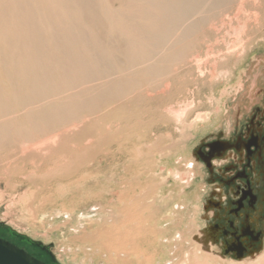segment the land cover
<instances>
[{"label":"bare ground","instance_id":"1","mask_svg":"<svg viewBox=\"0 0 264 264\" xmlns=\"http://www.w3.org/2000/svg\"><path fill=\"white\" fill-rule=\"evenodd\" d=\"M237 1L0 0V150L12 152L0 158V167L10 175L21 172L32 160L21 157V145L55 135L63 163L49 178L59 176L63 187L75 192L97 190L100 177L107 183L87 198L101 207L83 215L75 235L67 232L80 224L73 207L60 211L65 221L50 230L65 232L63 241L79 248L76 255L70 252V261L264 264V245L250 263L221 258L214 238L201 230L200 203L188 200L186 210L173 218L162 216L172 197L155 204L172 172L162 158L188 154L213 126L196 95L208 85V108L218 106L214 93L235 79L240 61L246 63L254 51L250 45L258 32L245 30L255 21L242 22L236 10L232 24L247 34L244 55L203 51L206 59L213 57L203 74L204 31L215 33L214 22L231 15ZM190 89V100L178 99ZM141 105L137 114L129 113ZM37 196L30 198L45 206L47 199Z\"/></svg>","mask_w":264,"mask_h":264},{"label":"rangeland","instance_id":"2","mask_svg":"<svg viewBox=\"0 0 264 264\" xmlns=\"http://www.w3.org/2000/svg\"><path fill=\"white\" fill-rule=\"evenodd\" d=\"M256 1L238 0L236 2L237 4H235L234 10L232 9L231 11H229L232 12V16H227L226 14V16H223V19H221L223 20V22L221 21L222 23L219 21L214 22L215 24L213 28H215L213 30H215V33H211L210 30L209 32L208 29L204 31L205 35L207 36H203L204 38L202 37L201 41L204 42L200 41V43L202 45H206L207 43V45L206 47L203 46L204 48L202 47V51L199 55L201 68L205 70L204 72L203 69L201 71L204 75H206V73L210 71L209 68L210 66H212V63L210 62L213 57L211 58L210 55H208L209 58L207 57L206 59L204 55L205 53H203V51L207 52L208 50H212L213 54H215L214 50L220 48L221 52L219 53V55L222 54L223 56V54H225L224 52L232 53L234 51L238 57L243 56L246 51V32H248L250 29H253L255 33L258 32V34L253 37V40L251 42L252 44L250 45V47L252 48L251 50L254 51L249 53L246 63H244V60L240 61L239 68L237 67L238 69L235 73V79L230 84L227 83L219 91L216 88L217 91L214 93V98L219 101L218 106L208 108V105L210 104V101H207L209 98L208 95L210 94L208 85L207 87L203 88V90H201L198 95H196L197 97L194 96V98L196 97L195 99L198 98L205 103L203 109H208L209 113L212 115L209 116L210 118L208 117V121L211 120V124H213V126H211V128L208 129L209 131H207L202 137H200L193 146H190V149H187V151L189 152L188 154H178L173 158H162L165 160L164 164H166L167 168L172 172L167 179L168 186H164L158 189L160 193V199L158 200V203L155 204L161 205L169 196L172 197V200L168 201V210H166L162 216L167 217L168 215L170 218H173V216H175L176 214H180L186 210L189 202L188 200H192L194 205L200 203L198 219L201 223H204L201 230L203 228L205 229L209 222L208 219H204L203 205L205 204V200L208 197L210 190L205 181V170L199 163V161H197L196 156L194 155L196 149L202 144L207 143L208 141L213 140L218 136H221L223 138L231 137V135H233L237 131L238 125L242 123L243 119H245L247 115H250L254 112L255 107L258 106L264 108V0ZM248 2L250 4H248ZM236 10L239 15L237 17H239L240 20L242 19V22L245 20L250 21L251 23L255 21L253 23V27L246 28L247 30H245V33H243V27V31L241 30V33V28L236 27L237 25L235 24H232L234 22L233 19L236 17ZM247 17H249L248 20ZM258 18L262 20H259ZM230 20L232 22H230ZM258 20L259 22H257ZM222 25H224V28L222 27ZM259 25H261L262 27ZM229 27L231 28V30ZM236 28H238V30ZM233 31H235V33ZM211 35L212 37H210ZM213 36H215L216 39ZM219 37H221V39ZM236 38L238 41H236ZM240 40L241 42H239ZM223 44L227 45L228 47L225 45L224 47ZM211 46L213 47V49ZM201 59H203L204 62H201ZM205 59L207 61H205ZM203 63H206L208 65H203ZM190 91L191 89L186 92L182 90V93L179 94L178 99L190 100ZM200 100H197V103ZM142 109L143 106L141 105L135 108L133 110V113H129L135 115L137 114L138 110ZM129 113L128 115H130ZM140 115H142L143 120V114L140 113ZM215 115L218 118L215 117ZM60 142V137L51 135L44 136L42 139L37 140L29 145H21L20 149L18 150L21 157L26 158L27 156H29L32 160L29 159V161L26 162L27 164L24 169L19 173L10 175L4 167H0V237L2 239H6V237L8 236L6 230H10L19 237L25 238L28 241L34 242L44 248H48L51 252L53 260L57 264H77V262L70 261L68 256L71 253H74V255L78 254L79 252L77 251H79V248L67 245L63 241L65 232L61 233L60 231L50 230H53L55 226L57 227L65 221L66 216L59 214V212L61 211L60 213H64L65 211H68L70 207H73L71 208L73 210L72 213H74V215H77L76 220L79 221L80 224L79 226L77 224H74L73 228L69 229V231L67 232L69 234L75 235L78 228L82 225L81 221L83 219V215H92L93 212L99 211L101 207L99 205L97 206V204L95 205L92 202L88 203L87 198H91L92 194L94 192H97L99 188L106 189L108 187L105 178L100 177L98 180L100 184L97 190L94 191L92 188L83 187L82 191L75 192V189L73 190L72 187H70V189L63 187L65 185L64 183L60 182L59 176L54 174L55 176L52 175L51 178H49V174H51L52 172L56 173L57 168L60 167V165H62L63 163V158L57 151L60 148ZM54 149L57 151L55 152L56 154L54 153ZM8 153L11 154L12 152L9 150L5 151L4 149L0 150V158H4ZM159 158L161 157L159 156L155 160ZM9 164L15 165V163L13 162H10ZM189 166L192 167L190 168ZM162 168H165V166H162ZM166 172L169 173V171ZM180 173L182 174V176H180ZM163 174H165V172H163ZM107 178L109 179L108 176ZM188 191H191L190 196L189 194L188 196H186ZM32 194L38 195L37 197H35V199H47L45 201V206H38L37 202H33L30 198ZM34 208L36 209L34 210ZM33 213H35V218H33V221H31L29 219L32 218L31 214ZM93 218L96 217L94 216ZM263 245L264 239L259 250L256 253L245 257L242 262L250 263L255 260L263 251ZM214 249V251H216V253L221 257L218 246H214ZM225 258L231 261H241L232 259L230 256H226Z\"/></svg>","mask_w":264,"mask_h":264},{"label":"flooded vegetation","instance_id":"3","mask_svg":"<svg viewBox=\"0 0 264 264\" xmlns=\"http://www.w3.org/2000/svg\"><path fill=\"white\" fill-rule=\"evenodd\" d=\"M195 153L210 190L206 233L222 256L244 259L256 253L264 239V108L255 107L231 137L218 136ZM18 241L10 243L44 264H57L48 248Z\"/></svg>","mask_w":264,"mask_h":264},{"label":"water","instance_id":"4","mask_svg":"<svg viewBox=\"0 0 264 264\" xmlns=\"http://www.w3.org/2000/svg\"><path fill=\"white\" fill-rule=\"evenodd\" d=\"M197 156L198 153H195ZM200 156V155H199ZM240 260V258H235ZM0 264H44L41 261L33 258L23 249L9 241L0 238Z\"/></svg>","mask_w":264,"mask_h":264},{"label":"trees","instance_id":"5","mask_svg":"<svg viewBox=\"0 0 264 264\" xmlns=\"http://www.w3.org/2000/svg\"><path fill=\"white\" fill-rule=\"evenodd\" d=\"M8 236L6 237L5 240L8 239L9 242H14V243H18V239H24L22 237H19L18 235L14 234L13 232H11L10 230H6ZM18 241V242H17Z\"/></svg>","mask_w":264,"mask_h":264}]
</instances>
